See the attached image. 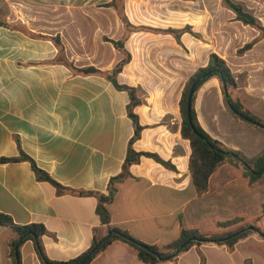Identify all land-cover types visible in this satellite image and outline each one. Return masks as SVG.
<instances>
[{"label":"crops","instance_id":"1","mask_svg":"<svg viewBox=\"0 0 264 264\" xmlns=\"http://www.w3.org/2000/svg\"><path fill=\"white\" fill-rule=\"evenodd\" d=\"M233 1L264 27V0ZM123 18L132 27L182 30L179 42L166 32L128 31ZM0 22L5 24L0 25V158L16 157L20 149L65 188L106 193L109 178L121 171L133 135L126 113L128 94L103 76L72 68L112 70L123 55L111 41L125 36L123 47L130 60L117 75L119 84L140 90L149 86L147 79L137 83L128 73L138 54L163 55L156 61L163 69L172 64V55L181 54V61L183 55L187 63L191 53L194 72L214 53L234 77L233 96L264 120V37L238 54L259 33L235 20L222 0H0ZM190 75L178 80L176 95L162 83L164 95L160 91L145 103L143 98L134 108L143 129L133 149L155 153L175 170L147 157L131 165V176L118 185L108 205L110 225L144 244L163 246L178 237L181 227L218 233L251 224L253 233L232 250L210 243L194 245L174 264H264V240L256 229L264 227V177L249 185L239 169L224 163L210 175L204 193L197 194L192 184L189 142L180 136L179 112L181 91ZM162 98L168 101L165 108L150 105ZM194 109L201 127L225 147L246 158L264 149V131L228 112L216 78L198 90ZM164 116L173 130L160 122ZM96 203L92 196L58 194L49 182L36 180L27 161L0 163V212L17 225L41 224L49 260L71 259L87 250L94 237L108 235L95 212ZM234 218L241 221L228 228L217 226ZM14 237L11 228L0 226V264H11ZM18 251L19 264H41L32 241H25ZM90 264L147 263L127 244L113 241Z\"/></svg>","mask_w":264,"mask_h":264},{"label":"trees","instance_id":"2","mask_svg":"<svg viewBox=\"0 0 264 264\" xmlns=\"http://www.w3.org/2000/svg\"><path fill=\"white\" fill-rule=\"evenodd\" d=\"M222 4L234 13L235 20L239 21L243 25H247L255 29L259 33L255 39L244 44V46L237 51L238 54H242L246 50L250 49L258 40L264 37V27L261 26L257 18H255V16L242 4L233 0H222ZM123 19L126 30L128 31L141 30L153 33L166 32L172 34L177 42H179V37L182 33V30L174 29L162 31L146 27H132L128 24L125 18ZM0 25L5 24L0 22ZM188 32L194 35L189 28ZM125 38L126 36L120 41H111L114 47L123 55L122 60H120L112 70L102 72L93 67H86L82 69H74L71 67L74 72L79 74H96L103 76L117 90L125 91L129 97V102L126 105V113L132 122L133 135L128 141L121 171L117 175L109 178L106 193H100L98 191L73 190L59 185L53 181L46 172L39 169L35 165L34 161L20 149L18 156L16 157L0 158V163L17 161L29 162L36 180L49 182L56 188L58 194L69 193L78 196L94 197L97 201L95 212L99 217L100 223L106 227L108 235L100 239L94 237L91 246L87 250L71 259L65 261H52L49 260L44 253L41 237L46 233V231L41 224L17 225L13 222L10 215L0 212V226L9 227L15 232V237L10 242L11 264H19L18 248L27 240L32 241L34 244L36 254L41 264H90L94 257L113 241H121L133 248L138 259L144 263L157 264L164 261H170L174 264L176 258L191 246L210 243L215 245H225L229 250H232L237 242L253 233V231L248 228L251 224L218 233H201L196 229H185L181 227L179 235L175 240L163 246H156L144 244L132 238L126 231L110 225L108 205L113 201L118 185L131 176L129 171L131 165L139 163L141 157H147L153 159L155 162L167 169L175 170V167L169 161L163 160L157 154L137 152L132 147L133 143L139 139L140 133L143 129V126L139 123L138 116L134 113V108L142 103V99L138 94L137 88L128 85H121L117 82V75L121 72L123 66L130 60V54L123 47ZM54 43L59 48V51L62 52L59 40L54 39ZM60 61L68 64L64 58H61ZM210 78H216L219 81L226 108L236 120L264 131V120L250 112L246 107H244L237 97L233 96L236 88V82L225 61L214 53L209 54L207 64L204 67L196 69L187 79L181 91L179 100V112L181 117L180 136L182 139L189 142L190 156L188 168L192 184L199 195L207 190L210 175L224 163H228L239 169L249 185L256 183L264 175V170L262 171L264 167V149H262V151L256 156L246 158L241 152L229 149L219 141L213 139L201 127L194 109L195 98L198 90ZM194 82H196V85L190 98V111L188 113L186 109L187 96L190 86ZM223 85L226 87L227 97L224 95ZM226 100L229 104L226 103ZM246 118L252 120L253 124L247 122L245 120ZM240 221V218H234L217 222V226L219 228H228ZM256 229L258 232H261V229ZM185 242L187 243L177 252L180 245ZM17 244L18 246L15 250L14 248Z\"/></svg>","mask_w":264,"mask_h":264},{"label":"rangeland","instance_id":"3","mask_svg":"<svg viewBox=\"0 0 264 264\" xmlns=\"http://www.w3.org/2000/svg\"><path fill=\"white\" fill-rule=\"evenodd\" d=\"M148 43L151 42H145V44L147 45ZM162 57L163 55H155V53L153 52H147V54H138L135 56L134 64L132 63L131 69L128 70V73L132 75L134 82L141 83L142 80L147 79L146 85L149 86H143L144 90H140L138 88V94L140 95V97H142L141 99L144 98V103L146 101L145 98L151 97L153 95H159L160 91H163V95L164 92L166 93V91L163 90L164 87H162V83L166 84L167 90H175L174 95H176V92L178 90V80L179 82H182L187 75H190L193 72V69L196 66V62L194 61V57L191 53L188 56L189 59L187 60V63L186 60H184V56L182 55L181 61V54H178L172 55L170 61L172 62V64L168 63L166 67L161 69L157 67L156 61H159V58L162 60ZM146 59H148L150 64L146 62ZM144 62H146V64H144ZM238 81L241 82L240 79ZM155 83L157 86L154 85ZM167 102L168 101H164V99L162 98L161 101L153 102L150 105H152V107L154 108H165ZM170 121L171 120L170 118H168V116H164L160 120L162 124L167 125L170 130H173L172 126L169 125ZM262 182H264V178ZM252 225L255 226V223H252ZM262 232H264V227L261 230V233Z\"/></svg>","mask_w":264,"mask_h":264},{"label":"water","instance_id":"4","mask_svg":"<svg viewBox=\"0 0 264 264\" xmlns=\"http://www.w3.org/2000/svg\"><path fill=\"white\" fill-rule=\"evenodd\" d=\"M204 76H205V75H204ZM196 82H197V81H196ZM196 82L192 83V85L190 86V89H189V91H188L187 105H186V109H187V112H188V113H189V111H190V98H191V95H192L193 89H194V87H195V85H196ZM223 92H224L225 97H227V90H226V87H225L224 85H223ZM226 103L229 104L227 100H226ZM230 109L232 110L231 107H230ZM245 120H246L247 122L253 124L252 120H250V119H248V118H246ZM263 170H264V167H263L262 171H263ZM248 228H249L250 230H253V229H254L252 226H249ZM261 236L264 237V233H261ZM186 243H187V242L181 244L180 247H179V249L177 250V252H178L180 249H182L183 246H184ZM17 246H18V244L15 246V248H14L15 250L17 249Z\"/></svg>","mask_w":264,"mask_h":264}]
</instances>
